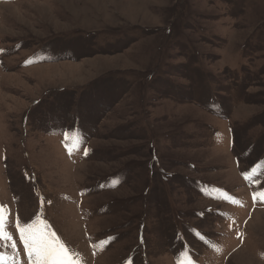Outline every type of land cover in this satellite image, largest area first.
<instances>
[{
    "label": "rangeland",
    "instance_id": "obj_1",
    "mask_svg": "<svg viewBox=\"0 0 264 264\" xmlns=\"http://www.w3.org/2000/svg\"><path fill=\"white\" fill-rule=\"evenodd\" d=\"M0 50L17 264L37 215L81 264H264V0H0Z\"/></svg>",
    "mask_w": 264,
    "mask_h": 264
},
{
    "label": "snow or ice",
    "instance_id": "obj_2",
    "mask_svg": "<svg viewBox=\"0 0 264 264\" xmlns=\"http://www.w3.org/2000/svg\"><path fill=\"white\" fill-rule=\"evenodd\" d=\"M25 63L27 64L28 61ZM64 137L66 147L69 139L76 145L81 143L79 133H65ZM72 151L73 149L68 147L70 155ZM86 154L87 149H85ZM244 176L247 179L246 172ZM47 203H51V201L49 200ZM8 213L9 210L4 205H0V245L3 246L0 247V253L4 249H8L11 252V264H17V246L12 234L6 230V225L8 224L6 216ZM16 228L19 233V239L23 243L28 264H81L80 253L67 246L55 232L51 231L47 223H41L39 215L31 223H17ZM197 235L199 234L197 233ZM0 264H9L3 254H0ZM188 264H192V262L189 261Z\"/></svg>",
    "mask_w": 264,
    "mask_h": 264
},
{
    "label": "bare ground",
    "instance_id": "obj_3",
    "mask_svg": "<svg viewBox=\"0 0 264 264\" xmlns=\"http://www.w3.org/2000/svg\"><path fill=\"white\" fill-rule=\"evenodd\" d=\"M95 101V100H94ZM224 153V152H223ZM228 152H226L225 154H227ZM254 212H256V210H254ZM235 254V253H234Z\"/></svg>",
    "mask_w": 264,
    "mask_h": 264
}]
</instances>
